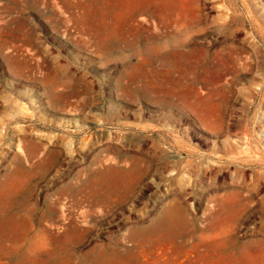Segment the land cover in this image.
Instances as JSON below:
<instances>
[{
    "label": "rangeland",
    "instance_id": "1",
    "mask_svg": "<svg viewBox=\"0 0 264 264\" xmlns=\"http://www.w3.org/2000/svg\"><path fill=\"white\" fill-rule=\"evenodd\" d=\"M0 264H264V0H0Z\"/></svg>",
    "mask_w": 264,
    "mask_h": 264
}]
</instances>
